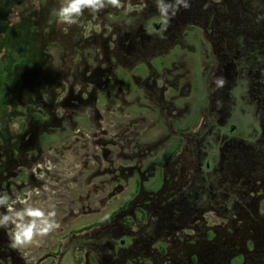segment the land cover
I'll use <instances>...</instances> for the list:
<instances>
[{
	"label": "flooded vegetation",
	"instance_id": "af4514ba",
	"mask_svg": "<svg viewBox=\"0 0 264 264\" xmlns=\"http://www.w3.org/2000/svg\"><path fill=\"white\" fill-rule=\"evenodd\" d=\"M22 1L0 0L7 42L26 40L10 22L18 14L12 6ZM45 1L50 14L46 20L43 9L38 12L46 20V27L38 23L44 37L38 72L59 69L51 74L63 70L72 80L60 94L54 83L38 82L29 125L22 115L14 131L0 132V192H33L34 206L54 209L61 227L43 237L38 250L11 248V229L0 228V264H61L65 254L71 264H206L209 253L205 261L200 252L171 253L174 246L161 241L173 242L184 229L211 235L206 224L214 211H259L264 40L250 39L256 10L238 11L241 22L232 23L242 0H189L190 8L165 27L155 0H124L129 13L85 10L65 32L53 13L61 1ZM217 78L225 79L223 87ZM45 160L51 169L34 172ZM154 169L158 176L147 187ZM130 178L136 190L101 216L98 204L107 193L120 199ZM92 210L100 214L98 227L91 226Z\"/></svg>",
	"mask_w": 264,
	"mask_h": 264
},
{
	"label": "rangeland",
	"instance_id": "374dc122",
	"mask_svg": "<svg viewBox=\"0 0 264 264\" xmlns=\"http://www.w3.org/2000/svg\"><path fill=\"white\" fill-rule=\"evenodd\" d=\"M40 2V0H23V4L12 6V9L17 11L18 14H12L10 22L12 25L18 24L20 33L22 35H27L24 42L5 41V39H3L4 31L0 28V132L7 131V128L14 131L22 115L26 116L28 119L26 121V126L29 125L31 114L36 113L38 109V82L50 81L54 83L53 87L55 91H58L60 94L61 89L59 88L66 86L68 80H72V77L65 75L63 70L60 71L59 74H51L59 69H47L43 72H38V47L41 46L42 39H44V37L41 38L39 36L40 29L38 23L40 20L38 18V12L42 8L46 20L48 18L47 16L50 14L48 13L50 11L47 10V8L50 7V2L44 0L42 2V7L38 4ZM46 2L48 5L44 7ZM242 9L243 12L247 9H251L252 11L256 10L255 14L257 13L255 18L252 16L250 17L249 32L253 30L250 35H255L250 38L251 41H258V38L264 40V0H242L241 4L235 6L233 14L230 16L232 23L241 22L237 16L239 13L238 11L241 13ZM54 12L55 11H53V13ZM45 19H42L40 23H44L46 21ZM45 23L43 24L44 27H46ZM259 24H261V28H259ZM58 25L65 28V32H68L70 29L69 25L59 22ZM21 48H23L22 52L28 53H19L18 51ZM256 60L261 61V58H257ZM262 62L264 65V58ZM47 66H50V64ZM62 66L64 65L62 64ZM53 76H56L60 81L56 78L52 80L51 78ZM55 83L59 85H55ZM75 85L77 90L79 86L76 83ZM115 91L116 89L114 92ZM14 109L16 112H14ZM148 173H152V175H150L149 178L148 175L145 176L146 179L148 178L146 181L144 180L147 187L153 182V179L158 176L159 171L158 169H154ZM140 175V173H136L133 177ZM128 183L129 184L123 182L124 186H122V189L124 192H122L119 197L120 199L116 201L111 200L110 194H106V200L98 204V207L102 208L101 216L110 214L112 210L126 200V195L128 193L130 194L132 191L136 190L131 178ZM130 183H132V185ZM262 190L263 195L258 200L260 207L257 213H253L251 209L246 207L240 209L238 213L234 212L233 214L223 212L219 214L214 211L209 214L210 221L208 220L206 224L211 228L209 230L211 231V235L205 237L203 233L201 234V231L184 229L183 232L178 233L177 238H175L173 242L166 243L161 241V243L166 244V246H174L171 247V253H175L176 248L200 252V254L203 255L204 261L206 260L205 254L209 253L206 264H264V219L261 218V213L264 211V187H262ZM108 191L109 189L107 192ZM128 210H130V206ZM98 215H100L98 211H91L90 221L92 227H98V225H96V221L99 218ZM127 216L131 217L132 215L128 212L126 214V217ZM114 219L113 222L116 221L117 223L120 221V216L117 215ZM109 223L110 221L106 222L105 226H108ZM135 228L136 230L138 229L136 225ZM94 232L95 230L91 232L92 239L94 238ZM41 239V237H37L30 246L25 248V250H38ZM157 245L158 243H155V246ZM176 256L178 255L171 254V257L177 261ZM245 256L246 258L244 259L243 257ZM61 264H71V256L65 254L64 257L61 258ZM199 264L203 263L199 262Z\"/></svg>",
	"mask_w": 264,
	"mask_h": 264
},
{
	"label": "clouds",
	"instance_id": "9594fccd",
	"mask_svg": "<svg viewBox=\"0 0 264 264\" xmlns=\"http://www.w3.org/2000/svg\"><path fill=\"white\" fill-rule=\"evenodd\" d=\"M130 3L131 0H127V4L130 5ZM155 3L161 23L165 27L170 24L181 8L188 9L191 6L189 0H155ZM108 7L123 8L126 14L132 11L130 7L125 6L124 0H61L59 8L55 10V17L59 23L69 26L77 25L85 10L92 15H97ZM215 83L217 87H223L225 79L217 78ZM46 166L50 170L51 162L47 160L43 163L37 162L33 171ZM37 179L42 180L43 176L37 174ZM35 194L39 195V192ZM32 196L31 191L15 197L7 192H0V208L4 209L0 212V228L11 229L9 246L16 250L30 246L37 237L43 238L61 227L55 219V210H45L34 206L31 202Z\"/></svg>",
	"mask_w": 264,
	"mask_h": 264
}]
</instances>
